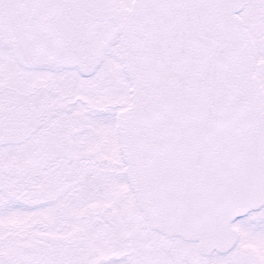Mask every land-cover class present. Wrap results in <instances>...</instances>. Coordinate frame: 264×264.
Listing matches in <instances>:
<instances>
[{
	"label": "snow or ice",
	"instance_id": "snow-or-ice-1",
	"mask_svg": "<svg viewBox=\"0 0 264 264\" xmlns=\"http://www.w3.org/2000/svg\"><path fill=\"white\" fill-rule=\"evenodd\" d=\"M0 264H264V0H0Z\"/></svg>",
	"mask_w": 264,
	"mask_h": 264
}]
</instances>
